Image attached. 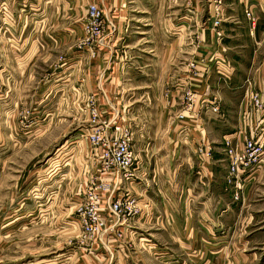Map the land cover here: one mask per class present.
<instances>
[{
  "label": "crops",
  "instance_id": "1",
  "mask_svg": "<svg viewBox=\"0 0 264 264\" xmlns=\"http://www.w3.org/2000/svg\"><path fill=\"white\" fill-rule=\"evenodd\" d=\"M92 1L8 0L7 12L16 17L17 23L12 29L17 30V34L1 36V48L6 49L8 59L19 53L22 58L47 61V66L54 70L59 67L61 54H66L69 57L65 67L72 68L79 56L74 42L82 34L80 19L84 16L73 19L72 15H76L79 6L85 12L86 5ZM113 1H109L108 8L113 11L116 36L105 38L95 57L89 52L79 56L89 62L85 72L91 73L87 77L102 65L106 80L110 76L117 79L134 61L136 74L148 75L150 80L152 77L164 79L165 88L159 91L157 86L150 85L153 99L149 100L144 93L137 109L135 106L127 109L119 99L126 107L119 110L120 118L128 120L125 109L131 116L137 112L135 124L139 135H132L131 143L138 160V180L124 181L117 192L135 195L140 214L121 227V237L101 235L102 249L97 251L107 257L103 264H126L127 261L128 264H256L264 251V214L258 226L255 220L260 208L256 204L255 209V203L249 200L255 180L264 179V163L245 182L238 202L233 200L232 189L224 177L226 141H230L231 147H240L244 138L252 133L251 123H247L243 115L249 109L251 93H264V57L261 64L255 66L257 52L253 47V42L258 44L261 38L259 31L255 32L256 26L251 30L249 21L243 17V12L250 9L260 29L258 10L264 13V0H219L221 39H217L208 22L206 26L196 23L192 31L196 33L195 49L181 54L179 66L174 64L173 40L168 43L170 51L163 56L165 63H160L153 53L146 58L149 61L131 54L125 44L127 25L121 15L128 11V5L123 6L122 0ZM2 21L5 22L0 16ZM248 42L252 47L243 49ZM153 49L150 48L151 52ZM219 58L229 61L225 72L234 76L242 74L240 62L244 61L243 74L252 82L248 86L233 87L232 101L226 100L224 86L219 85L225 81H219L214 89L208 82ZM61 73L53 75L57 77ZM88 85L90 87V83ZM185 91H190L194 97L190 111H183ZM215 104L218 112L212 111ZM147 107L154 109L149 121L143 111ZM181 113L182 119L179 118ZM198 148H205L207 154H199ZM239 202H242L240 206ZM70 254H59L60 258L56 257L50 264L69 263L66 257ZM34 264L46 263L36 261Z\"/></svg>",
  "mask_w": 264,
  "mask_h": 264
},
{
  "label": "rangeland",
  "instance_id": "2",
  "mask_svg": "<svg viewBox=\"0 0 264 264\" xmlns=\"http://www.w3.org/2000/svg\"><path fill=\"white\" fill-rule=\"evenodd\" d=\"M75 1L79 3V0ZM109 1L93 0L86 5L85 12L79 6L76 15H72L73 19H80L84 15L80 19L82 34L74 42L79 56L89 52L91 57H95L102 45L95 40V36L88 39L87 6L90 4H96L101 11L100 36L104 38L103 41L116 36L115 18L108 8ZM218 1L122 0L123 6L128 5V11L121 14L127 25L125 44L131 54L137 55L135 57L149 61L146 58L153 53L160 63H165L163 56L170 51L168 43L173 40L174 64L179 66L181 54L195 49L196 33L192 31L196 23L206 26L214 15L222 19ZM6 13L7 17L0 13L5 21L0 22V37L4 38L17 34V30L12 29L17 23L16 17L10 11ZM258 14L262 27L257 29L256 22L255 32L259 31L261 41L258 44L253 42L257 52L255 66H259L264 57V13L258 10ZM243 17H246L245 11ZM151 47L154 52H151ZM245 47L252 46L248 42L243 49ZM10 48L20 51L15 46ZM20 56L17 53L15 58L8 59L6 49L0 45V264H34L36 261L50 264L56 257L60 258L59 254L65 253H71L66 257L67 264H93L94 261L103 264L107 257L104 252L97 251L102 249L99 242L102 234L93 238L83 232L79 225H70L90 193L97 191L100 195L102 184L109 179L107 174L101 173L98 159L86 138V131L91 126L88 106L98 107L103 117L119 118V110L134 106L137 109L139 98L144 93H147L149 100L153 99L149 91L155 86L159 91L164 89V79L161 81L152 77L150 80L148 75L136 74L133 60V65L123 76L114 80L110 76L106 80L102 65L87 77L91 73L85 72L89 63L87 58L76 57L75 64L69 69L65 67L69 56L61 54L59 67L54 70L47 66V61ZM229 65L228 60L217 59L208 82L214 89L219 81H225L219 85L224 86L226 100L232 101L235 94L233 87L248 86L252 82L243 74L244 61L240 62L242 74L237 76L225 72ZM61 71L57 77L53 75ZM153 80L156 81L154 84L151 83ZM108 81L111 83L105 86ZM127 109L126 122L131 127L132 135H139L136 134L138 127L135 124L138 114L136 112L131 116ZM143 111L148 121L153 118L154 109L147 107ZM119 185H116L115 192ZM252 193L249 201L255 203V209L256 204L261 209H257L255 223L257 221L258 224L264 214V179L255 180ZM240 200L241 193L234 201ZM76 201L77 204H73ZM241 204L239 202L238 205ZM262 263L264 251L256 264Z\"/></svg>",
  "mask_w": 264,
  "mask_h": 264
},
{
  "label": "built area",
  "instance_id": "3",
  "mask_svg": "<svg viewBox=\"0 0 264 264\" xmlns=\"http://www.w3.org/2000/svg\"><path fill=\"white\" fill-rule=\"evenodd\" d=\"M6 4L7 0H0V13L4 16H8ZM101 16L96 4L88 6L89 26L86 32L89 33L88 39L95 36L98 43L104 42V38L100 36ZM245 16L249 21L250 29L254 30L257 17L250 9L245 10ZM220 22V18H216L215 15L208 21L217 39L222 37ZM193 101V94L185 91L183 111H190ZM218 110V105H213L212 111L218 112ZM88 112L91 126L86 131V138L98 159L101 173L107 174L109 179L102 184L100 195L97 191L90 193L85 204L78 209L79 214L71 219L70 225H79L83 232L93 238L103 233L121 237V227L128 225L131 218L140 214L135 195L115 192L117 184L138 180V160L132 149L131 127L123 118L103 117L95 105L89 104ZM243 116L247 123H251L252 133L244 138L240 147H231L230 141H226L227 168L224 178L232 189L233 200L238 199L245 182L264 163V93H251L249 109ZM183 117L181 113L179 118ZM197 151L199 154L207 152L205 148H198Z\"/></svg>",
  "mask_w": 264,
  "mask_h": 264
}]
</instances>
